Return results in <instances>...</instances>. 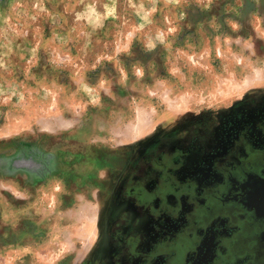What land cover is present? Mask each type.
Returning a JSON list of instances; mask_svg holds the SVG:
<instances>
[{"label":"rangeland","instance_id":"1","mask_svg":"<svg viewBox=\"0 0 264 264\" xmlns=\"http://www.w3.org/2000/svg\"><path fill=\"white\" fill-rule=\"evenodd\" d=\"M2 159L0 264L76 261L112 184L202 187L225 168L231 213L189 264H249L226 240L247 218L264 229V0H0ZM32 213L38 238L2 234Z\"/></svg>","mask_w":264,"mask_h":264},{"label":"flooded vegetation","instance_id":"2","mask_svg":"<svg viewBox=\"0 0 264 264\" xmlns=\"http://www.w3.org/2000/svg\"><path fill=\"white\" fill-rule=\"evenodd\" d=\"M243 154L245 158L247 152ZM153 163L150 161L149 165ZM223 172V180L204 183L202 187L194 178L180 177L167 183L158 178L157 188L146 185L144 193L138 194L136 178L127 181L122 193L112 184L105 207L98 210L94 228L97 236L91 243L94 246L79 252L74 264H189L200 247L202 228H209L231 213V192L236 186L230 168ZM121 202L126 206L122 210ZM170 214L183 215V222L179 225L161 222V218ZM206 215L205 219L201 218ZM232 219L238 221L239 216ZM205 221L209 223L202 225ZM254 229L253 219L247 218L235 234L233 245L226 240L228 252L249 250L253 253L249 264H264V229L259 232Z\"/></svg>","mask_w":264,"mask_h":264},{"label":"crops","instance_id":"3","mask_svg":"<svg viewBox=\"0 0 264 264\" xmlns=\"http://www.w3.org/2000/svg\"><path fill=\"white\" fill-rule=\"evenodd\" d=\"M12 184L15 185L16 183H12ZM41 184L43 185L42 187L44 188L46 185H49L50 182H49V180H47L46 182H43ZM80 200H82L84 202V204L82 205L81 209H79L80 210V213H83L84 214L85 211L86 212L87 211L90 212V210H88L89 209L88 208L89 207L88 203H89L90 200H93V198L90 199V197L87 196L86 198L85 197H81ZM94 200H96L95 203L96 202L97 203L99 202L97 198H94ZM33 211H35V209ZM93 213H94V217H95V226H93V229H91L90 231L87 230V235L85 236V239H87V243L85 245H83L81 248L78 249L79 252H82L83 249L89 251L94 246V244H91V243L94 242L93 241L94 240V237L97 236V230L94 229V228L96 227V222H97V218H98V209L96 208L93 211ZM28 221L29 222H28V225L26 227H23V226H25L24 223L22 224V227L23 228H21V225L19 224L16 227L13 226L12 229H4V231L2 232V234H4L5 232H11V233H16V234L21 233L22 235L23 234H30V233L31 234L33 233L34 234L35 233L36 234L35 236H37L36 238H38L39 237V232H40V226H41L40 220H38L37 218H35L34 213H32L31 215L28 216ZM16 242H18V241H16ZM4 246L7 247L8 245H4ZM4 246L2 248H0V250L3 249V248H5ZM1 251H3V250H1ZM69 252H70V254H67V256L66 257H63L61 260L57 261L55 259H52L47 264H74L75 261H74V259H73V261H71L70 260V256L72 255L73 252H75V250L73 249V250H70ZM30 261H31L30 264L31 263L32 264H45L44 262H41L40 260H37V259H35V261H33V260H30Z\"/></svg>","mask_w":264,"mask_h":264},{"label":"water","instance_id":"4","mask_svg":"<svg viewBox=\"0 0 264 264\" xmlns=\"http://www.w3.org/2000/svg\"><path fill=\"white\" fill-rule=\"evenodd\" d=\"M7 161V162H6ZM10 162V163H9ZM11 162H13V161H9V160H5V159H2V160H0V167H2V164H5V163H9V164H11ZM18 162V163H17ZM40 161H37V160H35V157H34V155L33 156H29V158H28V160H24V161H15V164H19V166H28V167H33V166H37V165H40ZM12 165V164H11ZM12 168H14V167H12ZM16 169L17 170H19V168H17L16 167ZM21 169V168H20Z\"/></svg>","mask_w":264,"mask_h":264}]
</instances>
